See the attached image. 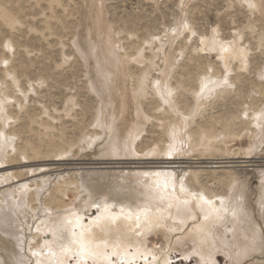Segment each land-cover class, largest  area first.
<instances>
[{"label": "bare ground", "instance_id": "1", "mask_svg": "<svg viewBox=\"0 0 264 264\" xmlns=\"http://www.w3.org/2000/svg\"><path fill=\"white\" fill-rule=\"evenodd\" d=\"M20 2L0 0V31L7 28L0 37V65L7 62L0 76V180L7 182L0 187V236L9 254L0 264H177L172 253L178 250L186 258L196 255L201 264H220V254L228 264H264V225L252 208L250 189L239 188L233 169L250 165L226 155L223 147V138L254 131L264 115V0H232L246 21L229 38L219 24L205 34L184 17L183 25L176 18L161 32L147 29L130 45L135 53L132 47L124 46V53L114 48L116 66L99 69L95 83L85 80L102 99L82 109L81 114L92 113L87 122L75 121L71 128L50 119L35 128L38 116L21 101L26 93L17 73H25L27 59L19 66L15 60L20 52L27 58L29 49L26 42L16 49L13 35L31 5ZM48 2L39 10L62 4ZM131 31L135 38L138 33ZM73 45L80 51L76 40ZM212 54L216 60L209 59ZM9 87L21 96L10 94ZM209 106L217 110L208 113ZM184 141L191 153L182 156ZM98 145L103 157L116 163L124 155L122 161L132 166L116 176L109 166L99 167L105 172L93 166L91 172L75 162ZM177 152L181 156H171ZM260 186L257 200L264 205V183ZM70 192L74 200L67 199ZM12 222L23 229L14 231ZM151 234L164 235L165 254L150 245Z\"/></svg>", "mask_w": 264, "mask_h": 264}, {"label": "rangeland", "instance_id": "2", "mask_svg": "<svg viewBox=\"0 0 264 264\" xmlns=\"http://www.w3.org/2000/svg\"><path fill=\"white\" fill-rule=\"evenodd\" d=\"M180 1L181 0H62V4H57L54 10H39L40 6H49L48 0L40 1V6H34V0H22L20 4L25 6L31 5V10L26 8V10H24L25 13H21L23 16L27 14V17L25 23L20 26L21 30L18 29L16 34L13 35V40L16 49L19 48L20 42H26L29 54L27 58L25 56L21 57L22 52H20L19 55L17 54L18 56L15 62L19 66L20 61L27 59V61L24 62L23 68L25 73L19 71L17 74L19 76V88L23 89L26 93L25 97L21 99V101H24V104H26L25 110L29 109V111L36 115V118L38 116L40 119L36 120L35 128L40 127L39 125L41 123H46L48 119L52 120V122L55 121L54 124L58 126L63 123L69 128L73 127L75 121L77 122L80 120L79 122H87L92 113L81 114L82 109L86 106L94 105L98 100L102 99L101 94L98 98L95 95L96 93L94 94L90 91L92 88H90V85L87 86L85 81L87 80V76L94 80L93 83H95L98 79L99 69H101V72H108L109 69H113L116 66L117 57L114 54V48L118 49L119 53H124V46H126L128 50L133 48L131 51L135 53L136 47L131 46V48L130 45H135L134 42L139 35L142 37L144 34H147V29H151L150 32L152 33L161 32L165 25H173L176 18H179L178 23H182L183 25L184 17H188L199 32L209 34L212 26L219 24L223 36L229 38L233 35L235 27L246 21L245 13L242 12L241 14L242 9H240L238 5L232 3V0H182L181 3ZM229 1H231L232 4L229 3ZM13 8L18 10L21 9L19 6H14ZM232 17L234 19H232ZM219 18H221L222 21H220ZM163 22H165V24ZM136 24H138L137 27ZM2 27L0 37H4V34L7 32V28L3 25ZM132 27L136 28H134L136 32L131 31V29H133ZM128 31L138 34L135 38L132 37V39L128 35ZM72 32H75V35H73ZM184 35L185 34H183V36ZM73 36L76 39H74ZM196 37L193 38L192 41H194ZM119 38L122 39L119 40ZM74 40L80 45V51H76L73 45ZM180 41H177L179 44L176 42L175 46L179 47ZM12 51L15 52V49ZM184 56H180L179 58L182 60ZM204 56L206 58L207 54ZM156 59L159 61L158 57ZM209 59L216 60L217 58L212 54ZM2 65H7V62H4ZM2 65H0V76L3 69ZM254 65L255 64H252V66ZM156 66L159 67V64H156ZM246 72L249 77H252L253 81H257L254 73H250L251 71L249 70L245 71V73ZM104 83L106 82L104 81ZM1 87L4 88V86ZM10 88L11 87H9L10 94L21 96L20 92L16 91V93ZM233 89H235V87ZM101 91H104V97H107L108 93L106 88L102 87ZM213 96L216 95L214 94ZM242 106L248 108L245 104ZM242 106L240 105V107ZM213 110L216 111L217 108L209 106L208 113ZM15 120L16 119H12L11 123L15 124ZM263 120L264 115L260 117L258 121L260 125L257 124V128L254 131L249 128L238 138L235 137L232 139L225 137L223 138L224 140H222L226 155L228 153L231 157H236L237 160H247L248 162H240V164L244 163L250 165L236 166L233 169L240 175L239 188L244 189L248 187V189H250L248 195L250 199H252V208H254V213L259 215L256 214L257 218L264 225V221H262L264 220V205L257 200V193L261 187L260 185H262V182L264 183ZM246 133L248 135H246ZM32 135L33 134H31V136ZM17 140H19L18 136H15V141L17 142ZM183 145L184 150L182 149V156L189 155L191 150L188 149V144L184 141ZM97 147H94L95 152L92 150L93 148H89L88 151L79 153L81 159L77 156L75 162L78 160L76 163L88 167L87 169L91 170V172H94L97 167L98 171L95 172H105L106 170L102 171L103 169L101 170L100 168L105 167V169H108L110 167L107 171L111 172V175L114 174L116 176L124 175L123 168L132 166L125 163L128 161H122L124 160V155L118 157L122 159L116 161V163L112 161L114 157H103L101 154L102 147H99V145ZM98 150H100L99 153ZM77 152L76 150L75 153ZM68 155H71L67 157L69 158L68 160L74 157L70 153ZM65 156L67 155L63 157ZM165 156H169V154ZM171 156L176 157L181 156V154L177 152L171 154ZM23 159V161L26 160L25 158ZM108 161L111 164H108ZM103 163L106 164L104 165ZM93 166L95 168H93ZM135 170L139 169H134L133 171ZM116 172L117 174H115ZM1 180L3 179L1 178ZM3 184L5 185L7 182L4 180L0 182V187H2ZM74 198L76 197L70 192L67 199L74 200ZM91 211L93 214H98L97 207H92ZM90 213L91 212H89V214ZM26 221H28V219ZM11 227L14 231H21L23 229L21 222H12ZM149 238L150 245L154 249H157L158 255L165 254L163 248L167 245V240L164 235L151 234ZM1 239L0 236V258L4 260L3 256H6L8 259L9 254L4 250L5 247L1 243ZM29 256L30 255H28V263L32 260ZM225 256L224 254L219 255L220 264L230 263L229 259ZM172 261L177 264H201L196 255L186 258L184 252L180 250L172 253ZM72 264H74L73 261Z\"/></svg>", "mask_w": 264, "mask_h": 264}, {"label": "snow or ice", "instance_id": "3", "mask_svg": "<svg viewBox=\"0 0 264 264\" xmlns=\"http://www.w3.org/2000/svg\"><path fill=\"white\" fill-rule=\"evenodd\" d=\"M249 6H252L251 4Z\"/></svg>", "mask_w": 264, "mask_h": 264}]
</instances>
